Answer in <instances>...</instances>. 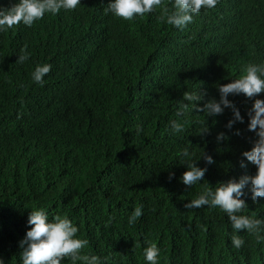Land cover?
Wrapping results in <instances>:
<instances>
[{
  "label": "trees",
  "instance_id": "obj_1",
  "mask_svg": "<svg viewBox=\"0 0 264 264\" xmlns=\"http://www.w3.org/2000/svg\"><path fill=\"white\" fill-rule=\"evenodd\" d=\"M107 3L80 0L31 27L0 31V257L18 264L28 213L43 208L50 219L68 217L88 241L82 253L104 264H147L151 243L161 249L158 264H264V242L234 232L218 206L185 207L206 187L255 174L239 161L257 139L247 111L264 92L228 97L244 118L233 125L239 136L225 128L230 109L205 117L189 104L177 115L186 92L197 90L202 108L219 99L217 84L264 61V0H219L184 29L165 23L160 8L124 20L106 12ZM22 50L30 55L20 63ZM43 63L52 67L41 86L31 72ZM172 121L183 131L174 133ZM202 121L207 134H199ZM220 132L228 139L217 141ZM184 149L214 161L195 162L207 171L192 186L179 180ZM243 192L247 207L238 214L264 220V198L253 202L250 185ZM138 206L142 215L129 224ZM233 235L244 240L240 248Z\"/></svg>",
  "mask_w": 264,
  "mask_h": 264
},
{
  "label": "clouds",
  "instance_id": "obj_2",
  "mask_svg": "<svg viewBox=\"0 0 264 264\" xmlns=\"http://www.w3.org/2000/svg\"><path fill=\"white\" fill-rule=\"evenodd\" d=\"M218 2L219 0H170L171 6L169 7L163 4L162 0H108L106 12L124 20H132L134 17H142L160 8V18L165 23L177 29H184L192 23L194 16L199 14L202 8L213 9ZM78 4L80 0H17L7 9L0 7V31H6L21 23L31 27L34 21L42 19L45 13L55 15L61 9L73 10ZM29 55L28 52L22 50L17 61L23 63ZM51 67L48 63L36 65L31 72L32 81L42 86L44 77L50 72ZM216 88L219 99H209L202 108L196 103L202 99V95L197 90L186 92L184 99L189 103L181 102L177 115H183L188 110L189 104L192 109L197 108L198 111H202L205 117H215L223 113L225 109H230L232 116L225 124V128L231 130L234 135H241L240 129H234L233 125L244 123V118L228 97L243 94L246 98H254L264 92V61L248 63L240 78L232 79L228 83L217 84ZM247 116V131L253 132L257 139L250 150L241 153L242 159L239 161V167L245 168L246 161L250 162L256 166L255 174L241 175L238 179L218 183L214 191L206 187L185 207L218 206L227 214L234 232L243 229L254 234L259 244L264 242V235H261L264 233V220L238 213L247 207L245 201L241 199L245 186L250 185V198L253 202L257 197L264 198V99H253ZM201 123L204 126L201 127L199 134H207L209 129L205 121ZM171 128L174 133L183 131L182 124L176 121L171 122ZM226 139L228 137L225 133H217V141ZM181 155L185 159L186 170L179 180L185 186H192L203 180L207 167H199L195 163L201 156L207 165L214 163L212 156L204 153L199 159H193L192 154L184 149ZM141 215L142 207L138 206L128 217V223H135ZM26 224L30 227L27 228L23 238L16 241L18 264H61L64 259H70L72 264H78V262L79 264H104L97 254L82 253L88 241L83 238L78 227L68 217L56 216L50 219L47 210L38 208L28 213ZM231 243L234 247L240 248L244 240L238 235H233ZM160 255L161 249L156 243L149 244L143 250L147 264H158ZM0 264H7L2 256Z\"/></svg>",
  "mask_w": 264,
  "mask_h": 264
}]
</instances>
